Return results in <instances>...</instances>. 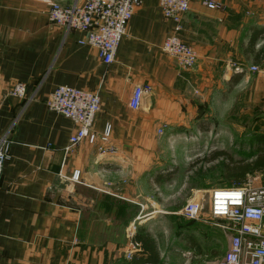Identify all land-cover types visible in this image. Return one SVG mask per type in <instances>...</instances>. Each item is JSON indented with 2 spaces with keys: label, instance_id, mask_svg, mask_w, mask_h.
<instances>
[{
  "label": "crops",
  "instance_id": "obj_1",
  "mask_svg": "<svg viewBox=\"0 0 264 264\" xmlns=\"http://www.w3.org/2000/svg\"><path fill=\"white\" fill-rule=\"evenodd\" d=\"M213 1L192 0L176 23L158 0H142L105 65L79 43L85 32L48 22L53 3L83 0H0V133L12 141L0 175V264H98L84 225L147 228L166 212L156 197L164 168L188 161L189 146L219 141L213 114L241 113L244 100L264 108V0ZM171 34L196 51L192 68L162 51ZM16 82L23 99L7 95ZM138 84L151 92L132 109ZM58 85L98 93L92 143L67 148L75 125L44 104ZM168 145L177 155L165 158Z\"/></svg>",
  "mask_w": 264,
  "mask_h": 264
},
{
  "label": "built area",
  "instance_id": "obj_2",
  "mask_svg": "<svg viewBox=\"0 0 264 264\" xmlns=\"http://www.w3.org/2000/svg\"><path fill=\"white\" fill-rule=\"evenodd\" d=\"M142 0H83L70 6L53 3L47 11L48 22L66 30L85 32L80 44L92 47L105 65L114 59L120 40L125 35L126 27ZM192 0H158V5L165 18L179 23ZM204 3L217 8L218 3L204 0ZM166 54L174 57L182 69L195 65L197 54L194 48L178 35H168L161 44ZM237 68V67H235ZM251 70H256L251 66ZM26 85L16 82L7 95L23 99ZM151 92V87L135 85L130 96V106L137 109L142 97ZM46 108L70 119L75 129L69 137L68 147L83 140L93 142L95 134L91 125L100 108L97 92L78 89L67 85H58L45 99ZM161 132V130H160ZM108 130L103 132L105 141ZM12 141L5 133H0V175L4 162L9 157ZM78 177L75 171L72 176ZM209 214L220 220L217 226L228 233L224 252L210 259L206 264H264V185H256L252 180L235 183L230 186L215 187L208 194ZM203 199L198 194L186 200L179 214L188 220H197L202 210ZM136 244L130 243L127 258L136 250Z\"/></svg>",
  "mask_w": 264,
  "mask_h": 264
},
{
  "label": "rangeland",
  "instance_id": "obj_3",
  "mask_svg": "<svg viewBox=\"0 0 264 264\" xmlns=\"http://www.w3.org/2000/svg\"><path fill=\"white\" fill-rule=\"evenodd\" d=\"M213 116L218 121L215 129L221 132L219 141L212 142L206 149L201 143L189 146L188 151L183 152L189 157L188 161H169L173 165L164 168L162 187L156 197L160 198L167 213L158 216L154 223L146 224L157 246L158 264H206L224 252L228 233L217 226L221 221L209 214L207 189L238 183L223 176L225 163L251 162L264 153V108L261 105H252L244 100L241 113H215ZM183 148L187 149L186 146ZM218 148L225 154L207 161ZM178 149L175 145L166 146L165 158H170L173 153L177 155ZM246 180L264 185V170L247 174ZM192 194H198L203 199L197 220H187L179 214ZM124 211L126 215V208ZM114 222L108 226L84 225V239L97 248L98 264H120L129 260V241L138 226L131 224L126 229V226L116 223V219Z\"/></svg>",
  "mask_w": 264,
  "mask_h": 264
},
{
  "label": "trees",
  "instance_id": "obj_4",
  "mask_svg": "<svg viewBox=\"0 0 264 264\" xmlns=\"http://www.w3.org/2000/svg\"><path fill=\"white\" fill-rule=\"evenodd\" d=\"M224 154L223 151H217L206 160H213ZM224 169L226 170V179H232L235 182L241 183L245 180L247 174L264 170V153L258 155L251 162L239 161L234 165L224 164ZM131 240L136 244L137 249L131 254L129 260L120 264H158L160 262L156 243L147 228L144 226L138 227Z\"/></svg>",
  "mask_w": 264,
  "mask_h": 264
}]
</instances>
